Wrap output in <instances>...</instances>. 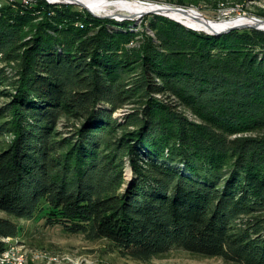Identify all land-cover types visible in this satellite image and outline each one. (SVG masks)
<instances>
[{
    "label": "trees",
    "instance_id": "obj_1",
    "mask_svg": "<svg viewBox=\"0 0 264 264\" xmlns=\"http://www.w3.org/2000/svg\"><path fill=\"white\" fill-rule=\"evenodd\" d=\"M0 210V254L37 219L133 260L264 264V30L0 0Z\"/></svg>",
    "mask_w": 264,
    "mask_h": 264
},
{
    "label": "rangeland",
    "instance_id": "obj_2",
    "mask_svg": "<svg viewBox=\"0 0 264 264\" xmlns=\"http://www.w3.org/2000/svg\"><path fill=\"white\" fill-rule=\"evenodd\" d=\"M19 1L24 2V0ZM143 1L190 8L212 20H230L239 16L264 19V0H185L183 5L173 0ZM35 2L36 0H31L30 4L25 5L30 6ZM74 5L81 7L79 4ZM118 14L124 16L122 13ZM148 15L150 14L134 19L115 20H134L136 24L142 25ZM128 110V108L118 109L114 116L123 118ZM126 170L128 180L132 171L129 167ZM0 217L8 216L0 210ZM16 221L19 226L18 236L3 239L8 248L0 254V264H17L21 257L25 260L24 264H228L220 258L197 256L182 250H173L166 257L154 258L146 262L133 260L112 252L105 239L90 241L80 234H70L59 227L44 226L37 219Z\"/></svg>",
    "mask_w": 264,
    "mask_h": 264
},
{
    "label": "bare ground",
    "instance_id": "obj_3",
    "mask_svg": "<svg viewBox=\"0 0 264 264\" xmlns=\"http://www.w3.org/2000/svg\"><path fill=\"white\" fill-rule=\"evenodd\" d=\"M55 2L61 1H70L75 2L77 4H82L88 7L93 13L98 15H117L118 13H122L124 16H132L138 17L139 14L150 11V10H161L164 13H167L174 19L180 20L182 23L186 24L189 27H192L199 31H209V28L206 26L205 18L201 14L188 11L187 13L176 11V10H168L166 8H160V6L164 4L155 5L143 3L139 0H52ZM31 1L24 0V4H30ZM247 21V18H242L241 16L231 19V22L237 21ZM212 20V19H209ZM212 26L215 29H221L225 27L228 23L226 20H212ZM4 253V252H3ZM1 253V254H3ZM22 264H24L25 260L21 257Z\"/></svg>",
    "mask_w": 264,
    "mask_h": 264
},
{
    "label": "water",
    "instance_id": "obj_4",
    "mask_svg": "<svg viewBox=\"0 0 264 264\" xmlns=\"http://www.w3.org/2000/svg\"><path fill=\"white\" fill-rule=\"evenodd\" d=\"M48 2L50 3H68V4H77L75 2H70V1H61V2H55V1H52V0H47ZM143 3H147V4H152V2H148V1H141ZM155 5H158L157 3H154ZM82 8H85L86 10H88L90 13H92L94 16H100L101 15H98V14H95L93 13L88 7L82 5V4H79ZM160 8H166L168 10H176V11H181V12H184V13H187L188 11H193V9H190V8H186V7H182V6H176V5H162L160 6ZM144 14H158V15H163V16H166V17H169L183 25H185L186 27H189L187 26L186 24L182 23L180 20H177V19H174L172 18L171 16H169L167 13H164L163 11L161 10H150V11H147V12H144V13H141L139 14L138 17H141L143 16ZM103 18H111V19H117V20H120V19H134V18H138V17H132V16H121V15H102ZM242 18H247L248 20L247 21H238L240 19H237V21H234V22H231L232 20H226V22L228 23L225 27L221 28V29H215L213 28L212 26V20H205L206 22V26L207 28H209V31H205L207 34H211V35H217V36H220L222 34H225V33H228L232 30H235V29H246V28H252V29H259V30H264V19H259V18H255V17H242ZM191 29H194L192 27H189ZM196 30V29H194ZM199 31V30H197Z\"/></svg>",
    "mask_w": 264,
    "mask_h": 264
},
{
    "label": "built area",
    "instance_id": "obj_5",
    "mask_svg": "<svg viewBox=\"0 0 264 264\" xmlns=\"http://www.w3.org/2000/svg\"><path fill=\"white\" fill-rule=\"evenodd\" d=\"M31 1V0H29ZM17 264H22V259H18V263Z\"/></svg>",
    "mask_w": 264,
    "mask_h": 264
}]
</instances>
